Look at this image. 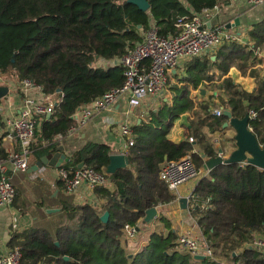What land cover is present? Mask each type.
Wrapping results in <instances>:
<instances>
[{
  "label": "trees",
  "instance_id": "trees-1",
  "mask_svg": "<svg viewBox=\"0 0 264 264\" xmlns=\"http://www.w3.org/2000/svg\"><path fill=\"white\" fill-rule=\"evenodd\" d=\"M148 1L150 8L144 11L128 0H0V70L15 69L21 77L33 79L61 98L56 113L39 120L32 145L36 160L58 150L56 136L67 135L72 114L79 106L124 84L125 69L114 60L142 39V31L150 27L152 19L161 34H177L178 17L230 2ZM238 33L239 41H226L212 55L195 61L187 83L176 89L172 105L165 103L151 110L148 122L133 126L135 143L128 152L130 164L107 174L113 188L101 185L94 190L100 204L65 201L60 210L68 214L70 224L57 227L55 232L32 228L12 236L10 244L22 247L21 264L167 263L165 251L157 252L155 258L152 254L157 247L168 249L175 244L173 230L168 235L153 233L130 261L123 250L124 227L127 223L141 225L148 209L176 199L160 177L166 162L191 155L200 169L206 158L218 155L205 132L226 129L228 117L223 112L216 115L212 109L217 91L221 92L217 105L230 110L234 117L243 118L251 110L257 113L249 126L264 144V59L259 56L264 49V17L250 24L247 40L242 39L241 28ZM233 67L253 77L255 89L249 91L228 76ZM204 81L215 82L214 93L195 107L190 88L196 89ZM188 110L193 111V117L187 137L180 142L169 139L167 131L174 118ZM191 136L194 141H190ZM230 140L235 149V135ZM110 154L108 144L90 142L61 166L76 169L84 162L106 172ZM58 184L64 187L61 179ZM16 192L17 196L19 189ZM193 194L197 223L216 256L229 254L242 257L244 264H264V253L243 248L253 233L264 232L263 169L250 163L218 164L199 179ZM105 211L110 213L107 222L101 219Z\"/></svg>",
  "mask_w": 264,
  "mask_h": 264
},
{
  "label": "built area",
  "instance_id": "built-area-1",
  "mask_svg": "<svg viewBox=\"0 0 264 264\" xmlns=\"http://www.w3.org/2000/svg\"><path fill=\"white\" fill-rule=\"evenodd\" d=\"M231 1L243 2L249 6L264 4V0ZM219 12L220 5H215L201 12L193 11L189 16L178 17L176 26L179 32L177 34H161L156 22L151 23L148 29L142 31V39L129 46L123 56L114 60V63L122 64L125 69L124 84L109 89L90 102L79 106L72 114L73 123L67 134L77 131L90 119L108 110L123 96L127 97L131 107H138L146 98L161 93L166 85L167 72L176 67L180 61L202 55L209 56L224 42L239 41L240 33L230 31L226 23L210 27L206 25V21ZM9 72L8 76H3V71L0 70V81L3 82L0 86L7 89L6 94L0 98V103L4 98L5 107L9 109L8 113H2L0 109V114H2L0 140L14 141L15 148L3 153L0 149V207H10L14 204L17 192L8 172L29 169V157L32 154V145L35 141L39 120L53 116L61 101L56 94L45 91L42 84L31 78L21 77L15 69ZM222 112L223 109L220 107L214 109L216 115H221ZM249 114L250 119L257 115L254 110H251ZM121 131L127 140L128 152L135 143L133 125L126 121L122 124ZM61 137L63 135L58 134L56 139ZM190 141H194L192 136ZM218 155L226 157L221 149ZM240 163L248 164L247 161ZM58 170L59 177L69 193H76L82 185L95 190L98 186L108 183L107 171L100 172L85 163L76 169L59 166ZM207 173H209V168ZM200 175L201 170L196 168L191 155L166 162L160 172L161 179L176 194V199L180 198L178 195L180 186ZM196 200L192 192L188 197V207L191 210L194 209ZM139 229V224L127 223L124 227L126 239H134ZM177 242L194 255H203L210 259L216 257L215 249L203 231L199 234L192 231L183 232L178 235ZM244 247L257 249L264 253V235H253ZM21 260L22 247L20 245L7 251L0 250V264H21Z\"/></svg>",
  "mask_w": 264,
  "mask_h": 264
},
{
  "label": "crops",
  "instance_id": "crops-1",
  "mask_svg": "<svg viewBox=\"0 0 264 264\" xmlns=\"http://www.w3.org/2000/svg\"><path fill=\"white\" fill-rule=\"evenodd\" d=\"M250 6L243 2H234L231 1L229 4L220 5V12L216 14V16L212 17V19H208L206 21L207 26H215L219 24H224L229 21L235 20L236 17L240 16L242 25L239 27L231 28L230 31L238 33L240 28L242 29V39L247 40L246 33L250 27V24L256 20H260L264 17V4L259 6H254L249 8ZM155 22L152 19L153 23ZM218 49V48H217ZM217 49L214 51L216 52ZM212 52L210 55H212ZM208 56V55H207ZM259 56L264 59V49L259 52ZM205 57V55L193 57L190 59H184L179 62V64L170 69L166 75V85L161 93L156 96H151L146 98L142 104L138 107H131L128 104L127 97H121L117 101H115L108 110L101 112L96 115L92 119H90L83 126L79 127L77 131L67 134L61 138L56 139L58 150L64 153L66 156L70 158V155L74 152L83 148L86 144L92 143H105L108 144L111 148L112 153H127V140L122 135L121 127L122 124L126 121L130 122L133 126L135 124L140 123L141 121H146L150 119V111L158 110L163 107L165 103L168 105H172L174 103V96L176 89L182 87L187 83V76L189 73V68L195 63L198 58ZM264 66V61L262 63ZM9 71L3 72V76H8ZM218 73V72H217ZM264 74V73H263ZM228 76L232 77L237 83L241 84L245 89L252 91L256 87L255 79L250 77L249 75H244L241 73L236 67L231 68ZM225 77V76H224ZM224 77L221 79L217 78L216 83H219ZM3 82L0 81V85ZM215 82H202L198 88H190V98L195 103V107L198 106L204 100H207L210 96L213 95V84ZM220 91H217L213 98V112L214 109L220 107L217 105L218 103V95ZM5 99L3 98L0 103V109L2 113H8V107H5ZM3 105V108H1ZM221 108V107H220ZM224 111V110H223ZM2 114H0V118ZM193 117V111L188 110L180 115L176 116L168 129L167 136L169 139L180 142L184 140L187 135V129L191 128V119ZM228 121V120H227ZM169 122L166 121V124ZM229 127V126H228ZM235 130L234 128H231ZM210 141L219 151L220 149L224 150L225 155L228 156L226 147L228 144L224 146L222 132H208V129H205ZM236 134V131H235ZM235 134L230 135L229 138L233 137ZM231 142V141H230ZM229 142V143H230ZM264 145V144H263ZM224 146V147H223ZM196 149L198 145L195 146ZM15 148L14 141H10L7 139L0 140V149L3 152H7L10 149ZM130 149V148H129ZM234 150V149H233ZM232 150V151H233ZM231 151V152H232ZM30 166L36 163L39 159L34 158V154L32 153L29 157ZM208 159V158H206ZM64 161L62 164H64ZM201 175L197 178V180L191 179L180 186L178 195L180 198L189 197L191 193L194 191L199 179L204 175H207L208 168L205 164L204 167L200 168ZM207 173V174H206ZM10 180L13 184H16V191L19 189V194L16 196V200L14 204L10 207H0V250L7 251L14 246L10 244L12 236L18 234L20 235L22 232L27 231L33 226V217L25 214L26 207L17 206V201L19 196L21 195V191L23 189L27 191L34 190H42L45 194H48L52 199L56 201L59 200V205L49 206V208L57 209L56 211H60L61 206H63L64 202H74L76 204L86 203V202H94L98 204L96 201L95 191L89 189L86 185H82L80 189L76 193H69L66 191L64 187H59L58 181L59 170L58 167L46 165L40 168L36 172L29 173L27 171H9L8 172ZM108 187L113 188V183L108 181L106 184ZM38 188V189H37ZM180 198L175 199L167 204H160L157 207V215L154 217L151 223H146L145 227L141 230V225L139 224L140 229L137 232V235L134 239H130L128 241H137L139 237L143 236L142 234L147 232V229H151L156 224H170L171 230H173L178 235L182 234L186 231H192L193 233H201L202 230L199 227L196 219V215L194 214V209L191 210L189 207L182 208L180 205ZM100 204V203H99ZM204 207V206H203ZM54 212V211H53ZM149 224V225H147ZM156 230V229H154ZM165 231H170L169 228L165 227ZM145 231V232H144ZM154 231H150L149 234ZM156 232V231H155ZM142 233V234H141ZM164 234V233H163ZM166 234V233H165ZM259 234L264 235V232H255L253 235ZM167 235V234H166ZM145 236V235H144ZM143 238V237H142ZM149 240V239H147ZM177 240V238H176ZM146 242V241H145ZM236 255V254H234Z\"/></svg>",
  "mask_w": 264,
  "mask_h": 264
},
{
  "label": "water",
  "instance_id": "water-1",
  "mask_svg": "<svg viewBox=\"0 0 264 264\" xmlns=\"http://www.w3.org/2000/svg\"><path fill=\"white\" fill-rule=\"evenodd\" d=\"M128 2H132L136 4L140 9L146 11L150 8V3L148 0H128ZM242 24L241 17L238 16L235 18L234 22L229 21L226 23V27L228 29L239 27ZM264 75V74H263ZM60 92L61 89H58ZM7 92L6 87L0 86V98L3 97ZM223 114L228 117V121L224 123V127L231 126L235 129V141L236 148L225 158L221 155H217L216 157L206 159V166L209 169H212L218 164L222 163H239L242 161H247L250 164H253L257 167H260L264 170V145H262L256 134L249 126L250 114H246L243 118L234 117L232 112L228 109H224ZM222 150V149H221ZM203 158H206V155H202ZM69 157L66 156L61 151H56L55 153H49L43 155L36 163L31 165L28 169L29 173L36 172L40 168L49 165L54 167H59L62 165L64 161H69ZM84 162L80 163L79 167H81ZM130 160L128 155L124 153H112L110 154V162L106 167V171L109 174L115 173L120 168H125L129 166ZM180 205L182 208L188 207V198L182 197L180 198ZM57 209H49V212L56 211ZM157 207H152L147 210L145 217L143 218V223H151L154 217L157 215ZM110 213L109 211H105L101 215V219L104 222L109 220ZM236 254V252L234 253ZM195 258L198 260L205 259L203 255H195Z\"/></svg>",
  "mask_w": 264,
  "mask_h": 264
},
{
  "label": "rangeland",
  "instance_id": "rangeland-1",
  "mask_svg": "<svg viewBox=\"0 0 264 264\" xmlns=\"http://www.w3.org/2000/svg\"><path fill=\"white\" fill-rule=\"evenodd\" d=\"M231 128L233 127H226V129L222 132V138L224 140L223 142H225V145L228 144V147L225 146L228 154H230L234 149L233 143L230 142L231 140L229 137L230 135L235 134V130ZM21 192L22 193L19 196L16 204L19 207H26L25 214L33 217V229L43 228L48 229L51 232H55L57 227L71 223L70 217L64 211L60 210L49 212V209H52L49 208V206L59 205V200L56 201L55 199H52L48 194H45L42 190L39 189L34 191H27L23 189ZM198 214H200V212L197 213V216ZM145 225L146 223H143L141 225V230L145 227ZM165 227L171 230L170 224L167 225L158 223L151 229H147V232L144 231L145 233H141L143 236L139 237L137 241H128L127 239H125L123 241V250L125 254L129 256L130 261H133L134 258L138 256L142 251L143 247L149 243L151 235L153 233H164V235H168V231L164 230ZM150 231L154 232H151L149 234ZM174 242L175 244L171 245L168 249H160V247H157L154 251V254H152V257L155 258L156 253L158 252V254H160L161 250L162 252L165 251V253L168 255L166 256V264H244L242 257L238 256L235 258L229 254L216 256L214 260H209L206 258L203 260H198L195 258L194 254L186 251L183 247H181L177 240H175ZM238 251L241 250L239 249ZM154 262H157V260L154 259Z\"/></svg>",
  "mask_w": 264,
  "mask_h": 264
}]
</instances>
